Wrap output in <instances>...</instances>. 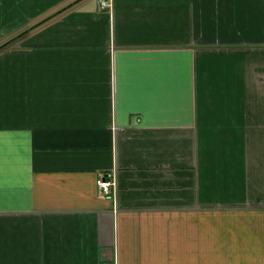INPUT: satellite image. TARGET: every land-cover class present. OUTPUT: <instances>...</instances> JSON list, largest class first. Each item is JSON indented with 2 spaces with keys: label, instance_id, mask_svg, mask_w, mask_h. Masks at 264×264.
Wrapping results in <instances>:
<instances>
[{
  "label": "crops",
  "instance_id": "1",
  "mask_svg": "<svg viewBox=\"0 0 264 264\" xmlns=\"http://www.w3.org/2000/svg\"><path fill=\"white\" fill-rule=\"evenodd\" d=\"M108 2L0 0V264H264V0Z\"/></svg>",
  "mask_w": 264,
  "mask_h": 264
},
{
  "label": "built area",
  "instance_id": "2",
  "mask_svg": "<svg viewBox=\"0 0 264 264\" xmlns=\"http://www.w3.org/2000/svg\"><path fill=\"white\" fill-rule=\"evenodd\" d=\"M100 3V7L103 8H107L110 6L108 0H99ZM112 185L111 180L109 179H103V180H99L98 181V186L101 189V191L103 192H108L109 187Z\"/></svg>",
  "mask_w": 264,
  "mask_h": 264
},
{
  "label": "trees",
  "instance_id": "3",
  "mask_svg": "<svg viewBox=\"0 0 264 264\" xmlns=\"http://www.w3.org/2000/svg\"><path fill=\"white\" fill-rule=\"evenodd\" d=\"M42 21H43V20H42ZM42 21H41V22H42Z\"/></svg>",
  "mask_w": 264,
  "mask_h": 264
}]
</instances>
